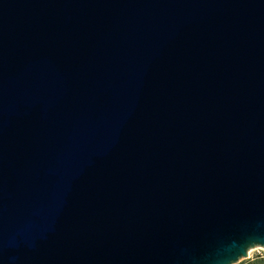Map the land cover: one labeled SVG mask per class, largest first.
I'll return each mask as SVG.
<instances>
[{
	"label": "water",
	"instance_id": "95a60500",
	"mask_svg": "<svg viewBox=\"0 0 264 264\" xmlns=\"http://www.w3.org/2000/svg\"><path fill=\"white\" fill-rule=\"evenodd\" d=\"M256 248L264 0H0V264Z\"/></svg>",
	"mask_w": 264,
	"mask_h": 264
},
{
	"label": "built area",
	"instance_id": "2783aa9c",
	"mask_svg": "<svg viewBox=\"0 0 264 264\" xmlns=\"http://www.w3.org/2000/svg\"><path fill=\"white\" fill-rule=\"evenodd\" d=\"M248 254L247 258L240 260L237 264H252L255 260H264V249L256 248ZM253 253V254H252Z\"/></svg>",
	"mask_w": 264,
	"mask_h": 264
},
{
	"label": "rangeland",
	"instance_id": "374dc122",
	"mask_svg": "<svg viewBox=\"0 0 264 264\" xmlns=\"http://www.w3.org/2000/svg\"><path fill=\"white\" fill-rule=\"evenodd\" d=\"M254 250V249H253ZM253 250H251L250 252H253L254 253V251ZM249 252V253H250ZM252 253V254H253ZM252 264H264V260H255V262H253Z\"/></svg>",
	"mask_w": 264,
	"mask_h": 264
}]
</instances>
